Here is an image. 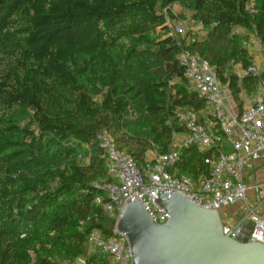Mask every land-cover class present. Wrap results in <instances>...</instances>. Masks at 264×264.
Returning a JSON list of instances; mask_svg holds the SVG:
<instances>
[{"label": "trees", "instance_id": "trees-1", "mask_svg": "<svg viewBox=\"0 0 264 264\" xmlns=\"http://www.w3.org/2000/svg\"><path fill=\"white\" fill-rule=\"evenodd\" d=\"M173 5L202 26L183 46L242 109L264 80L235 69L254 65L249 34L264 48V0H0V264H117L86 246L115 221L96 203L113 181L99 134L143 169L183 132L177 109L207 104L168 35ZM208 156L185 148L177 168L198 179Z\"/></svg>", "mask_w": 264, "mask_h": 264}, {"label": "built area", "instance_id": "built-area-1", "mask_svg": "<svg viewBox=\"0 0 264 264\" xmlns=\"http://www.w3.org/2000/svg\"><path fill=\"white\" fill-rule=\"evenodd\" d=\"M166 24L169 27L168 35L180 47L179 59L191 88L205 97L207 104L200 112L185 107L177 109L176 116L184 129L183 136L173 134L170 152L148 151L143 169L128 153L116 146L108 131L99 134L108 177L113 181L104 186L106 196H97L96 203L115 221L107 233L101 229L92 230L87 235L86 246L89 252L111 254L117 264H135L128 235L118 227L124 206L128 202L138 201L150 220L162 225L168 221L169 213L161 202L169 200L174 193H181L199 207L219 211L223 231L233 239L238 238L242 226L233 229L234 224L223 212L241 203L246 213L251 212L249 220L252 228L248 241L264 244V216L257 211L252 212L247 198L250 187L245 182L246 174L254 170L264 154V80L260 81L255 94L242 104V110L234 111L226 103L224 86L214 68L183 46L181 38L186 30L180 25L171 24L168 18ZM257 42L262 47L258 39ZM263 74V65L254 64L242 69L239 76ZM244 93H241V99ZM193 146L200 151L214 152V157L204 158L209 172L198 179L181 174L177 168L182 150ZM67 264L87 262L79 258Z\"/></svg>", "mask_w": 264, "mask_h": 264}, {"label": "water", "instance_id": "water-1", "mask_svg": "<svg viewBox=\"0 0 264 264\" xmlns=\"http://www.w3.org/2000/svg\"><path fill=\"white\" fill-rule=\"evenodd\" d=\"M258 190L256 212L264 203ZM169 213L165 224H154L138 201L128 202L118 227L129 238L135 264H264V244L248 241L251 212L233 229L242 226L237 239L223 231L221 213L199 207L181 193L161 202Z\"/></svg>", "mask_w": 264, "mask_h": 264}, {"label": "crops", "instance_id": "crops-1", "mask_svg": "<svg viewBox=\"0 0 264 264\" xmlns=\"http://www.w3.org/2000/svg\"><path fill=\"white\" fill-rule=\"evenodd\" d=\"M180 10H181V8H180ZM187 14H189V13H187ZM189 16H190V14H189ZM192 23L195 24V27L193 30L198 32L199 30L202 29L201 25H199L193 21H192ZM247 43L249 45H251V43L257 45V43H258L257 38L253 34H249L247 41H246V44ZM247 48H248V46H247ZM249 51H250V53H252L254 55V64L263 65V62H264L263 56H260V55L253 53L250 49H249ZM235 69H236V72L238 74L242 70L240 65H237L235 67ZM224 91H225V95H226V103L228 104V106L231 107L234 111L240 112L242 109L239 108L238 104L235 102L233 96L230 94V91L228 90V88L226 86H224ZM250 97H251V95L248 96L246 93H244V95L242 96V104H244V102ZM242 108H243V106H242ZM202 118L207 120L206 117L203 115H202ZM179 136H183L182 132L179 133ZM245 182L250 187L248 192H247V198H249L248 202L251 205V207L254 208L258 204V200L256 198V194H257L258 190L261 192V194H260L261 197H264V154L262 155V157L257 162L254 170L252 172L246 174ZM235 206H238L237 210L234 209ZM229 211L232 213L231 215L234 216V223H232L234 225L238 221H240L242 219V217L244 216V214L246 213L242 208V204L239 202L236 203L235 205H233L232 207H230L228 210L224 211L223 215H226L225 212H229ZM257 212L264 216V203L259 207ZM232 217L230 219H232Z\"/></svg>", "mask_w": 264, "mask_h": 264}, {"label": "rangeland", "instance_id": "rangeland-1", "mask_svg": "<svg viewBox=\"0 0 264 264\" xmlns=\"http://www.w3.org/2000/svg\"><path fill=\"white\" fill-rule=\"evenodd\" d=\"M172 11L175 14L174 17H170L169 21L171 24H177L180 25L182 28H184L186 30V32L189 31H195L193 30L195 27V24L192 23V20L190 19L189 14L182 12L180 10V7L178 5H173L172 6ZM158 31L160 32V28L158 29ZM246 46H248V48L255 54L263 56L264 58V48L261 47L258 43L256 44H252L249 45L248 43L246 44ZM263 67H264V62H263ZM238 69V68H237ZM181 133V132H180ZM184 134V133H182ZM249 199V198H248ZM235 210L238 209V206L234 207ZM240 211V210H239ZM226 215H224L228 220H230V223H234V216L231 215L232 213L229 212H225ZM233 216V217H232ZM232 217V219H230ZM107 224H109V226L111 225L110 222H107Z\"/></svg>", "mask_w": 264, "mask_h": 264}]
</instances>
